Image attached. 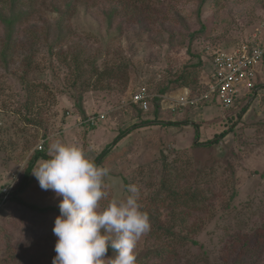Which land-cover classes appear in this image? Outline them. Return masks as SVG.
Segmentation results:
<instances>
[{"label": "rangeland", "instance_id": "1", "mask_svg": "<svg viewBox=\"0 0 264 264\" xmlns=\"http://www.w3.org/2000/svg\"><path fill=\"white\" fill-rule=\"evenodd\" d=\"M63 2L29 7L27 0L15 6L0 0V44L10 39L12 56L0 65V190L14 182L12 197L59 209L62 197L42 190L32 171L33 182L19 192L35 154L50 156L51 143L60 139L94 160L117 133L147 123L102 160L109 175L101 207L126 198L129 185L138 188L143 209L168 197V188L195 194L201 202L175 213L170 206L155 209L159 224L176 236L157 239L149 231L137 244L136 264H264V238L260 247L242 250L264 230V60L253 96L239 98L229 110L199 106L202 123L193 108L172 114L164 107L156 117L153 106L140 112L130 101L140 84L146 83L153 97L183 70L196 73L203 86L201 40L231 47L254 34L264 38V0H207L200 11L197 0H82L69 16L53 9ZM98 71L107 73L100 89L82 92V84L98 80L91 79ZM30 82L40 86L31 88L40 99L33 126L24 121L23 108ZM99 115L108 126L86 122ZM194 124L199 142L228 133L213 146H194ZM58 215H40L9 201L0 215V264H52ZM162 244L170 250L160 252ZM114 255L109 249L105 264Z\"/></svg>", "mask_w": 264, "mask_h": 264}, {"label": "clouds", "instance_id": "2", "mask_svg": "<svg viewBox=\"0 0 264 264\" xmlns=\"http://www.w3.org/2000/svg\"><path fill=\"white\" fill-rule=\"evenodd\" d=\"M49 152L32 174L42 190L62 197L53 227L57 240L52 264H105L109 249L115 253L110 264H136L137 244L151 229L138 188L129 185L126 198H113L101 207L109 169L79 145L60 139L51 143Z\"/></svg>", "mask_w": 264, "mask_h": 264}, {"label": "trees", "instance_id": "3", "mask_svg": "<svg viewBox=\"0 0 264 264\" xmlns=\"http://www.w3.org/2000/svg\"><path fill=\"white\" fill-rule=\"evenodd\" d=\"M26 0H11V3L13 6L19 4L20 2H23ZM47 0H27V2L29 3V7L33 4V3H38V4H43L44 2H46ZM82 0H64V2L62 3V6L59 7V4H56L55 6H53V9L57 10L58 12H62V15H68L72 13V9L75 8V3L77 4L78 2H81ZM198 1V10L200 11V9L207 3V0H197ZM10 23H7V25H9ZM203 30V27L201 28ZM1 48H0V65H6L8 64V59L11 58V49H10V39L7 40L6 42H2L1 44ZM200 57V56H199ZM200 63H198L197 66H199ZM85 74V70H82L81 72H79L80 76H83ZM107 74L106 72H96L93 78H98V80L96 82H92L93 80H90L89 82H86L84 84H82V92H87L89 91L91 88L92 89H100L99 86V82L101 80V78H104V75ZM196 73L187 71V70H183L181 72H179L178 74H175L174 76H172V78L169 81V86H165L162 87L159 91L158 94H156L155 96H153L150 100H149V106H153V113L154 115L157 117L158 114L160 113V111L162 110L161 108V102H162V97L166 94H169L171 92L180 90V89H184V88H188L189 90H191L193 93L194 92H198L200 91L202 88L200 86V81L198 80V78L196 79ZM30 83H26V98L24 101V110L26 111V113H28L27 116H25L26 120H24L26 122V124L28 125H37V123L39 122V120L37 119V117H39L40 112L35 113L36 109H40V108H36L35 104L38 103L37 101H40V99L36 98V95L34 94V92L31 91V88H38L40 87L39 85H33ZM42 87H44L45 89H47L46 86L41 85ZM78 87V86H77ZM81 87V86H80ZM79 97H82V94L79 95ZM135 106V105H134ZM140 112H146L141 110L138 106H135ZM149 109V108H148ZM37 110V111H38ZM81 110V117L83 119H85V113L82 109ZM245 109H242V112ZM172 114H178L175 112H171ZM153 123V125H160L163 124V122H150ZM184 123V124H183ZM180 125H185L186 122H183ZM177 123H174L173 125H175ZM143 125H148L147 123L144 124H139V125H134L126 130L120 131L119 133H117V135L115 136L114 140L112 141L111 144H108L107 146H105V148L102 150V152L93 160L96 164L98 165H102V160L107 157L109 155V153H111V151L115 148V145L118 144L121 139H123L124 137H126L127 135H129L131 133L132 130L136 129V128H140L143 127ZM187 125V124H186ZM195 129H194V139H195V143L194 146H213L214 144L218 143L222 138H224L227 135V131H224L220 134H218L217 136H215V138L213 140H209V141H205V142H199V128L198 126L194 125ZM46 132V130H45ZM46 136V134H45ZM50 156H48L47 154L41 153L39 152L38 154H35L31 160L28 162L25 173H24V177L22 180V184H21V188L19 189V192H24L30 182H33V179H31V171L35 165V162L39 159H48ZM168 197H158L157 199L155 198L152 201V204H149L150 207H152L153 209H143L144 211H146L149 215L150 218V222L151 225L153 227V229L150 230L149 232V236L154 237V234H158L155 237L157 239H162V237L164 238H169V237H175L176 234L173 230V228L171 227H166V226H162L161 224H159L158 222V216L153 213V211H155V209L157 210V208L159 207H166V206H170L171 211L175 213L176 209H178L179 207H184L189 208V207H195L198 203L201 202L200 198L195 195V194H187V193H180V192H176L174 190H170L168 188ZM12 200H9L11 202H16L17 204H19L22 207H25L26 209L30 210L31 212H35L38 213L40 215L43 214H60L59 213V209L55 208V207H43V208H38L37 206L33 205V204H29L26 203L16 197H11ZM9 201L6 203V205L9 203ZM204 201V200H203ZM154 206H156L154 208ZM3 211V210H2ZM2 214V213H1ZM186 216H184L182 218L183 221H185ZM264 238V230L261 231V233L259 234H255L254 237L250 240H247L243 245H242V250H251L254 247H260L263 243V239ZM170 247L168 244H162V247L159 248V251H167L170 250Z\"/></svg>", "mask_w": 264, "mask_h": 264}, {"label": "built area", "instance_id": "4", "mask_svg": "<svg viewBox=\"0 0 264 264\" xmlns=\"http://www.w3.org/2000/svg\"><path fill=\"white\" fill-rule=\"evenodd\" d=\"M201 44V59L207 66L206 81L201 86L202 89L194 93L188 88L180 89V94L173 99L169 96L170 93L166 94L162 97V109L182 112L185 108L217 105L220 109L229 110L239 98L253 96L257 68L264 60V38L254 34L231 47H223L217 42L205 40H201ZM151 98L146 83H142L132 93L130 101L141 110L147 111ZM168 100L169 104L164 108L162 105ZM103 119V115L91 116L86 122L92 127ZM38 149L41 150L42 146L39 145ZM13 191L14 182L0 190V215Z\"/></svg>", "mask_w": 264, "mask_h": 264}, {"label": "crops", "instance_id": "5", "mask_svg": "<svg viewBox=\"0 0 264 264\" xmlns=\"http://www.w3.org/2000/svg\"><path fill=\"white\" fill-rule=\"evenodd\" d=\"M180 94V90H177V91H175V92H172V93H170L169 94V96L171 97V99H173V98H175L176 96H178ZM170 99V100H171ZM170 100H168L167 102H165V103H163V107H165V106H167L169 103V101ZM208 106H210V105H203V106H201V107H208ZM192 111H198V113L196 114V119H197V122H199V123H202L203 121H205V118L203 117V115H202V112H203V110H202V108H198V107H194L193 109H192ZM192 111H190V112H192ZM170 113V112H169ZM103 122V123H102ZM100 123H102V124H104L105 126H108V124H107V122L105 121V117H104V119L102 120V121H100ZM195 125V124H194ZM77 126V125H76ZM96 126V125H95ZM156 126V125H155ZM92 127H94V126H92ZM66 130V129H65ZM64 130V131H65ZM97 130L99 131V130H101V131H103L104 130V127L103 126H100L99 128H97ZM67 131H69L68 130V128H67Z\"/></svg>", "mask_w": 264, "mask_h": 264}]
</instances>
